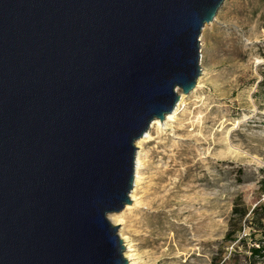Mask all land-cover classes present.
<instances>
[{"label":"water","instance_id":"1","mask_svg":"<svg viewBox=\"0 0 264 264\" xmlns=\"http://www.w3.org/2000/svg\"><path fill=\"white\" fill-rule=\"evenodd\" d=\"M224 1L0 0V264H129L108 214Z\"/></svg>","mask_w":264,"mask_h":264},{"label":"rangeland","instance_id":"2","mask_svg":"<svg viewBox=\"0 0 264 264\" xmlns=\"http://www.w3.org/2000/svg\"><path fill=\"white\" fill-rule=\"evenodd\" d=\"M216 17L200 36L203 86L144 145L141 204L125 217L137 264H252L239 238L256 229L232 218L264 204V0H225Z\"/></svg>","mask_w":264,"mask_h":264},{"label":"bare ground","instance_id":"3","mask_svg":"<svg viewBox=\"0 0 264 264\" xmlns=\"http://www.w3.org/2000/svg\"><path fill=\"white\" fill-rule=\"evenodd\" d=\"M213 22H218V17H216ZM212 23L207 24L206 27L211 25ZM205 71H206L205 68L202 67V74L197 81V85L195 89L190 94L187 95V94H184L181 90H178L180 99L175 109L171 113L167 114L163 120H160L158 118L154 119L148 131H146L145 134L138 141H136L137 152H136V158H135L134 185L129 195L130 201L132 202L127 204L122 211L112 212L108 214L109 221L113 225L117 227L119 226L118 234L120 238L122 239L124 246H125L123 257L124 259L128 260L129 264H137L139 262L138 260L140 257V252L137 248V242H135L134 238L128 234L129 231L125 226V221H126L125 217H126L127 211H131L133 208L141 204L140 199L138 198L137 192L139 191V189L142 188L141 184H142V179L144 178L143 169H144V165L147 162V156H146V153L144 152V145L153 139L151 131L154 130L156 127L158 130H167V129L173 128L174 122L177 121L178 119V115L186 108V105L188 103L187 99L198 88L203 86L201 79Z\"/></svg>","mask_w":264,"mask_h":264},{"label":"trees","instance_id":"4","mask_svg":"<svg viewBox=\"0 0 264 264\" xmlns=\"http://www.w3.org/2000/svg\"><path fill=\"white\" fill-rule=\"evenodd\" d=\"M232 221L237 222V224L244 221L246 226L255 227L256 232L251 231L250 235H243L239 238V243L244 244L250 239L253 245L248 250L250 253L249 261L252 264H264V204L256 205L251 211L247 208L239 209L236 205L233 210ZM234 234L235 232L230 230L226 239L231 242L236 241L237 239L233 237Z\"/></svg>","mask_w":264,"mask_h":264}]
</instances>
